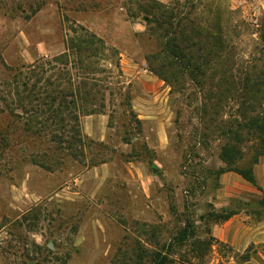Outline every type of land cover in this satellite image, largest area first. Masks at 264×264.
I'll return each mask as SVG.
<instances>
[{
  "label": "rangeland",
  "instance_id": "obj_1",
  "mask_svg": "<svg viewBox=\"0 0 264 264\" xmlns=\"http://www.w3.org/2000/svg\"><path fill=\"white\" fill-rule=\"evenodd\" d=\"M187 23L214 51L207 66L224 41L233 69L264 65V0H0V264H152L156 252L170 264H264V154L255 184L214 172L234 112L211 105L218 73L173 88L146 61L165 29L180 47ZM79 27L106 45L100 94L78 111L81 147L25 127L32 88L58 71L70 83L73 64L55 58ZM252 143L240 144L244 162Z\"/></svg>",
  "mask_w": 264,
  "mask_h": 264
},
{
  "label": "trees",
  "instance_id": "obj_2",
  "mask_svg": "<svg viewBox=\"0 0 264 264\" xmlns=\"http://www.w3.org/2000/svg\"><path fill=\"white\" fill-rule=\"evenodd\" d=\"M147 7L151 6L148 4ZM145 12H149L148 9H145ZM164 13L167 18L165 23L171 24L169 21L172 17L171 11L166 10ZM184 26L185 28L180 30V47L173 45L174 38L172 39L165 29L164 41L159 51L146 55L149 70L173 88L177 87L182 76L189 77L196 85L202 86L207 80L213 79L215 72L218 73L216 87H219V91L212 89L218 99L211 105L215 108L222 100L227 104L231 102L234 105L231 107L234 108V112L231 113L226 128L223 127L221 130V134L228 137V141L221 145L218 153L225 166L214 172L220 174L231 170L249 183L255 184L253 165L264 154V65L252 64L241 69H233L234 62L227 55L231 46L224 41L220 44L222 53L221 57H218L219 66L217 68L207 66L214 55L213 49L206 46L208 42L201 45L200 40L190 33L192 26L188 23ZM102 42L101 38L83 27L71 30V34L65 40L66 50L55 58L59 59L55 62L63 63L60 61L61 58L68 60L73 64L75 73L68 72L70 79L68 84H62L61 72L58 71L55 79L43 78L44 84L37 91L31 89L33 98L29 101L30 111L26 112L28 116L26 130L31 131V134H51L52 139L59 145L65 143L81 147L85 144L86 136L82 134L79 126L78 111L86 105H95L100 94L97 82L99 80L95 73L98 70L97 56L106 48ZM108 50L111 55L115 54V50ZM115 65L118 67V62ZM73 75H76L78 81L72 79ZM39 77L36 78V82L41 79ZM34 86L33 84L32 87ZM69 107L73 110H69ZM213 114L216 115V111H213ZM244 141L253 142L246 147V149L250 147L252 151L250 161L246 162H244L246 152L240 147ZM71 154L75 155V152ZM229 216L230 213L218 214L221 219H227ZM169 262L166 254L156 252L152 264H170Z\"/></svg>",
  "mask_w": 264,
  "mask_h": 264
}]
</instances>
